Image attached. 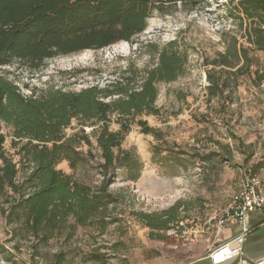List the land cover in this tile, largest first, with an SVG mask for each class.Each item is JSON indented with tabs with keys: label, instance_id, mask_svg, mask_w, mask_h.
Here are the masks:
<instances>
[{
	"label": "rangeland",
	"instance_id": "374dc122",
	"mask_svg": "<svg viewBox=\"0 0 264 264\" xmlns=\"http://www.w3.org/2000/svg\"><path fill=\"white\" fill-rule=\"evenodd\" d=\"M228 1L201 0L193 9L182 4L164 8L154 12L146 30L131 43L52 59L33 74L17 63L0 68V75L17 85L25 96L50 87L79 93L93 86L103 88L130 66L138 72L152 68L157 62L156 50L172 41L188 55L183 74L172 83L157 86L155 105L159 115L134 117L123 136L121 148L136 152L142 171L137 182H127L122 170L110 175L109 191L121 197L111 211L118 222L104 233L92 226L77 227L73 233L68 229L55 233L47 243H37L22 240L21 230L16 225L8 226L0 213V264H54L59 253L65 255L63 264H96L87 259L94 253L104 256V264H127L133 248L149 243H160L167 259L185 263L216 243L219 238L213 219L231 204L244 168L258 165V174L264 179V82L256 87L249 77L241 76L228 101H206V71L211 67L205 61L225 51L223 33L240 37L238 26L228 16ZM256 55L260 70L264 71V54ZM134 77L139 80V75ZM139 119L160 131L163 143L144 134L136 124ZM119 120L116 114L110 116V131H120ZM100 126L82 130L73 121L65 133L80 141L88 138L91 144L81 142L80 151L89 162L75 171L67 162L56 167L92 188L99 187L103 180L99 167L103 160L96 142ZM1 132L5 136L4 150L18 163L19 148L11 143L12 129L2 126ZM232 133L238 140L231 137ZM214 142L227 146L231 155ZM178 151L188 154L183 156L181 166L172 160ZM195 154L209 155L210 162H199L193 158ZM24 173L19 171L18 180ZM9 202L10 199L0 197V209ZM174 205H179L182 221L177 228L161 233L165 241L151 240L150 230L140 222L138 214L160 213Z\"/></svg>",
	"mask_w": 264,
	"mask_h": 264
},
{
	"label": "trees",
	"instance_id": "16d2710c",
	"mask_svg": "<svg viewBox=\"0 0 264 264\" xmlns=\"http://www.w3.org/2000/svg\"><path fill=\"white\" fill-rule=\"evenodd\" d=\"M200 1L0 0V68L17 63L33 74L52 59L131 43L146 30L154 12L178 4L193 9ZM227 7L240 37L223 33L225 51L205 61L211 67L206 71L207 103L214 99L228 101L241 76L249 77L256 87L264 82V71L260 70L256 55L264 54V0H229ZM176 44L172 41L156 50L157 62L152 68L138 72L130 66L103 88L93 86L79 93L50 87L25 96L17 85L0 75V197L10 199L0 213L8 226L16 225L21 230L22 240L47 243L55 233L68 229L73 233L77 227L92 226L104 233L118 222L111 211L121 197L109 191V178L122 170L127 182L139 180L142 163L134 150L122 149L121 143L134 117L159 115L155 105L157 86L172 83L183 74L188 55ZM137 75L139 80L134 77ZM113 114L120 118L118 132L109 130ZM73 121L82 130L101 124L96 142L103 160L99 166L103 180L97 188L56 169L61 162H67L75 171L89 162L80 151L81 142L91 144L88 138L80 141L65 133ZM136 124L144 134L163 143L161 132L146 121L139 119ZM2 126L12 129L11 143L19 148L18 163L4 150ZM231 137L238 140L233 133ZM214 144L231 155L227 146ZM186 155L178 151L172 160L181 166ZM193 158L210 162L209 155L195 154ZM247 168L258 173V165ZM20 170L25 173L18 180ZM138 218L150 230V239L158 241H165L161 233L177 228L182 221L179 205L160 213H139ZM103 258L94 253L87 259L104 264ZM64 262L63 253L55 256L54 264Z\"/></svg>",
	"mask_w": 264,
	"mask_h": 264
},
{
	"label": "built area",
	"instance_id": "2783aa9c",
	"mask_svg": "<svg viewBox=\"0 0 264 264\" xmlns=\"http://www.w3.org/2000/svg\"><path fill=\"white\" fill-rule=\"evenodd\" d=\"M240 187L232 196L229 207L214 218L217 237L227 228L235 226L238 232L228 241L211 247L208 258L211 264H224L238 259V264H264V257L249 260L244 257V245L251 234L250 216L264 211V179L250 168H244Z\"/></svg>",
	"mask_w": 264,
	"mask_h": 264
},
{
	"label": "crops",
	"instance_id": "0c3cea01",
	"mask_svg": "<svg viewBox=\"0 0 264 264\" xmlns=\"http://www.w3.org/2000/svg\"><path fill=\"white\" fill-rule=\"evenodd\" d=\"M251 234L244 245V257L249 260H256L264 257V211L256 212L250 216ZM238 228L235 226L227 227L202 255L198 258L185 263H176L173 259H167L160 250V243L140 244L133 248L131 257L127 264H211L208 252L212 246L230 240ZM224 264H238V259H232Z\"/></svg>",
	"mask_w": 264,
	"mask_h": 264
}]
</instances>
